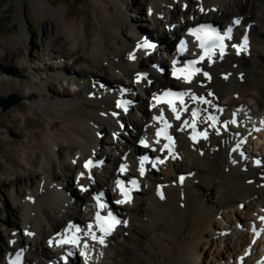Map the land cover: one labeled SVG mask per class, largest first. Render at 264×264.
I'll return each mask as SVG.
<instances>
[{"label":"bare ground","instance_id":"obj_1","mask_svg":"<svg viewBox=\"0 0 264 264\" xmlns=\"http://www.w3.org/2000/svg\"><path fill=\"white\" fill-rule=\"evenodd\" d=\"M125 1L126 0H115L114 3L116 2V4L119 5L120 2L123 3ZM147 1L150 2V0H146V2ZM172 1L173 0H152L151 6L149 7L150 9L147 12H150V17H148L149 19L147 18L151 25L150 30H143L137 27L129 29L133 36V40L131 39L126 46H120L118 41V30L121 26L126 24V20L122 19L125 15L117 5L115 14H108L109 17L100 21L98 27L89 21L84 23L83 33L85 34V39L82 41V44L79 42L80 39H78L79 35L76 32L75 24L66 21V15H62L61 31L66 35L70 46H77L75 48L77 52L84 51L87 53V56L92 61V63H90L94 73L108 75L114 83L122 80V77L125 78L127 82H130L129 85H135L141 92L146 94L149 104L146 106L143 105V107L141 105L142 103H134L137 111L141 114L142 120L139 121L131 115V110H129L131 105L126 102L125 99L127 98L121 93L118 85L115 84L110 86L98 80L100 82L99 87L96 86V88L93 89L96 84V78L93 79V75L90 72L91 68L89 72L88 70H84L85 72L83 75L79 72L80 75L76 77L66 76L64 72L61 73L57 71L55 75L57 78L61 79L68 77L67 80L70 81V86H74L72 93L75 96L73 99L76 103L70 101L68 103L57 102L59 103L57 106L60 107V110L63 109V117L61 119L64 123L63 125H65L61 127V129L59 127L60 130H58L61 133L60 136L62 139L70 146L65 148L69 150L67 151L69 152L68 156L74 157V155H78L77 161L80 166H78L79 168L77 170H79V173H84V177L77 179V186L83 185V188L86 189L85 193L87 196L83 199L79 194L77 195V193L74 192L75 195H77V199H73L68 194L70 187L67 182H64L60 176L53 173V169L56 168V165L59 166L57 167L60 171L67 173L66 175L64 174L65 176L72 172V165L66 164L61 159L62 150L58 147H61V144H59L61 141L56 139L57 137L48 135L46 137L44 134L46 128L49 127L51 131L57 128L59 123L57 121H51L47 124V127L46 121H36L30 124V119L26 116L25 120L28 124L20 127L17 125V120H13L12 123L17 134H20V130L26 129L29 133L27 141L35 140L39 143V151L43 154L41 160L44 179L42 180L43 182L40 183L41 186L38 185L37 187L30 188L27 196L22 192V189L18 192L21 201H17V209L24 218L23 231L31 233V236L24 238V242L27 243V240L30 239V244H28V247H25V244L21 242L22 239L20 240L18 237L20 242L17 248L8 246H5L4 249L0 248V257L5 259L3 264H12L13 257H16L17 261L22 264H45L46 260H48L49 252L47 246L51 245L56 239L52 238L53 234L58 236L64 229L72 225H77V217L81 214L79 209L82 208L86 213L90 209L92 212L96 211V206L91 201L92 199H89L90 195L93 197V192L97 191L99 194H102V196H105L106 201H109V194H106L103 189L105 185L98 183V177L94 168L96 166H102L101 168L105 169L106 164L114 166L112 171L104 170L106 174V184H109L115 182L116 178L119 176V173L116 174L115 171L124 165V163L122 161H116L114 154L110 155L109 158L107 157L108 155H101L99 157L97 154V135L99 129H101L99 125H110L109 127L113 132V136H115L116 130L118 129L117 131H119L120 129L119 126L121 122L119 123V120L115 119L113 114L116 109L123 110L129 114V122H131V126L138 137L137 142H139L141 138H147L149 136V128L153 126V118L158 112L163 111V109L156 108L151 104V98L156 92L169 86L172 88H180L188 95L190 100L185 105L186 111L173 110L169 111L168 114L175 116V119L172 121L171 130L177 135V138L180 136L179 138L188 142L187 151L191 150L197 153L196 157H191L195 165L192 168L194 171V173L192 172L193 176L196 178L198 177L202 183H205L203 186L205 194L211 189L212 185L220 190L222 200L218 204V207L221 205L231 207L234 202H237L236 205L239 206L240 203L247 202L251 197H256L258 199H256V203L259 204L262 215H259L258 223L254 224L251 229L264 232V222H262L264 219V149L248 151L241 148L239 141L250 127L249 124H245V120H249L245 117L249 118L251 116L250 120L256 118H253L255 114L247 109V105H245L244 102H238L239 100L234 101V98L231 99L235 97V94L232 93L238 92L239 88L256 92V99L252 95L251 96L258 101L257 103H259V99L264 95V33L256 27V24L258 26H261V24L264 26V0H200L199 3L192 2V0H178L182 4H186V6H184V11L181 12V17L184 15V19L178 21L175 18V11L168 10L167 12L170 18L167 29H160L162 22L158 18V15L161 14L167 6L173 5ZM37 3L41 8L42 4L39 2ZM162 5L163 7L166 5L165 8H162ZM209 8L222 9L220 12L217 10L219 19L221 20L220 22L222 23L232 24L235 20L239 21V25H235L234 27L237 31H235L233 39L239 41L242 34L246 32L248 44L244 46V49L239 54L235 52L234 46L232 45L229 52L222 59H213L210 63H200L197 74L188 84H185L183 79L171 81L167 78L164 71L158 72L156 70L157 67L167 68L168 66L160 55L158 58L153 52L155 50H160L161 52L170 51L175 53L176 51L173 46L177 43L176 39L183 36L184 31L190 26L191 22H195L197 19L198 22H203L200 21V17H202ZM47 10L53 13L57 12L50 7H48ZM173 24H177V28L174 27ZM135 29H138L137 31L139 32L136 33ZM143 37L146 39H143ZM23 38H25L23 39V43H25L26 37ZM14 39L15 40L7 39L6 41L10 42L11 45L14 41H16L15 45L21 43L19 42L21 37H18V39L15 37ZM115 39L117 40L115 41ZM148 40L155 42L156 46L153 49L143 46ZM58 41H60V39ZM117 42L118 45H116ZM23 43H21L23 54L21 51L17 52L15 55L18 57L22 54L20 62V68L22 69L27 67V58L24 56L26 50L23 47ZM109 44L115 46L116 51L108 50ZM0 49L4 52L3 54H6L3 48ZM45 51L46 53L41 56V58L42 61L44 60L49 63H44V67L46 66L48 70L52 69L53 66H55L56 69L59 67L65 68V65H63L65 64L64 62L60 65H51L53 61L60 60L61 62L62 60L54 55L51 49L48 50L46 48ZM249 51L254 53L259 61L262 59V61L258 63L257 69L250 68L247 70L243 67L245 65L243 62H245V57ZM144 55L145 60L143 62L140 56ZM8 57L9 54H6L4 58L0 60V65L5 64L4 60ZM76 60L80 62V64L84 61L82 58H76ZM71 63L74 64L75 60ZM103 63H105V65ZM140 63L143 64V66L149 64L150 67H145L147 70H143L140 67ZM70 66H72V64ZM86 68L88 69V67ZM38 69L39 68L34 69V72ZM45 72L46 75H49V71ZM260 81L262 82L259 85ZM121 82L122 81H119V83ZM8 92L20 96L25 95L24 93H20L16 85H11L7 89H0V96L6 97ZM244 93L245 92L241 94ZM42 94V92L39 93L40 96H43ZM95 94H97L98 97L95 96ZM230 94L233 96L228 98L227 96ZM193 96H197L198 100L194 101L192 98ZM239 96L241 97V95ZM249 96H247V98ZM226 97V105L218 104L219 106L217 110H215L214 104H217L220 100H225ZM242 97L245 98L246 95ZM260 101H262V99ZM261 103L262 102H260V104ZM20 109L30 111L34 116H37V113L31 109V106L22 105ZM194 111L197 112L196 117L193 115ZM218 111H222L224 116H217ZM197 115L199 117H197ZM225 121H227V124H222L226 123ZM34 128H39V131H35ZM193 129H198L202 134L201 140H204L208 144L206 149L201 145L202 142L200 143L193 138L191 134ZM57 141H59V143ZM109 142L113 144V141ZM178 142L177 140L176 146ZM17 143L20 142L5 141L6 145H14ZM110 147L113 152L118 149L117 153L120 157L127 156V162H130L139 152L138 147H133L132 142L127 141L124 146H119L120 149L115 146ZM232 148L235 150L234 153H231V150H233ZM184 151L185 149L183 151L176 149L174 156L185 155L186 152ZM231 155H236L235 159H232ZM5 158L8 161L16 162L17 165L20 164L19 161H16V155L14 153H12V155L5 153ZM256 162H259V164L256 165ZM87 163H90L91 169L85 166ZM143 168L149 172L153 180L158 179L157 176L153 175L150 167L143 165ZM125 170L128 171L127 168H124L122 171L125 172ZM77 176H79V174H77L76 177ZM146 180L147 177L143 179V181ZM157 183H159V181H157ZM163 183H159L164 187L162 194L158 196L155 191L154 194L151 195L150 207L154 212V217L160 216L165 220L167 224L166 230L172 236L179 235L184 231L186 232V234L184 233V237L192 235L196 237L197 240V236H200L201 230L203 231L204 228L206 229L209 227L211 218L215 217V211H212L210 207L207 208L203 204L201 205V201L192 198L191 190H197L198 184L196 182L186 180L183 185H179L178 183H166L164 186ZM91 185H94V188ZM128 206L129 205L126 204L125 206L119 207L122 209ZM86 213L84 214L85 216ZM116 213L117 216L123 220L122 225L114 232L104 235L105 241L103 243L96 244L88 240L87 237H83L82 246L85 250L83 260L85 264H92L88 261V255L93 250L100 252L103 247L106 246L107 248V240L111 239L113 234L119 231V229L122 230V235L124 236L123 233H125L126 229L123 225L126 223L125 217H123V212L121 210ZM187 240L188 238L186 241ZM152 242H157L156 237L152 238ZM175 247H177L178 250L181 248V246ZM254 247L255 246L247 245L245 248L249 249L250 253H253L255 252ZM262 247H264V241L260 245V250ZM106 248L104 249L105 251ZM255 254L258 253L255 252ZM59 255L58 253L50 257L51 259L49 261L61 264L59 262ZM162 255L164 254L162 253ZM166 259L168 258L166 257ZM236 259V263L238 260H242L239 255L236 256ZM8 260H11V262L7 263ZM67 260V264H75V258L73 259L72 256H67ZM246 264H251V261H246Z\"/></svg>","mask_w":264,"mask_h":264},{"label":"rangeland","instance_id":"obj_2","mask_svg":"<svg viewBox=\"0 0 264 264\" xmlns=\"http://www.w3.org/2000/svg\"><path fill=\"white\" fill-rule=\"evenodd\" d=\"M114 1L115 0H0V48H3L7 55L9 54V57L4 60L5 64L0 65V89H7L11 85H16L20 93L25 94L24 96L17 95L21 97V101L10 110L1 112L0 109V248L4 249L5 246L17 248L21 239V242L25 244V247H28V244H30V239L27 240V243L24 242V238L31 236V233L23 231L24 218L17 209V201H21L18 192L22 189V192L27 196L29 194V189L37 187L38 185L41 186L40 183L43 182L42 180L44 179L41 160L43 154L39 151V143L35 140L27 141L29 133L26 129L20 130V134H17L12 123L13 120H17V125L20 127L28 124L25 120L26 116L29 117L30 124L36 121H46L47 127V124L51 121H57L59 123L58 127L51 131L49 127L46 128L44 134L46 137L47 135L57 137L56 139L61 141L60 143L57 141L61 144V147L58 146L59 149L62 150L61 154L63 157L61 155V159L66 164L72 165V172L65 176L67 173L60 171L58 168L59 166L56 165V168L53 169V173L60 176L64 182H67L70 187L68 194L73 199H77L78 194L83 199L87 196V194L82 193L77 186V179L82 178V173H79V170H77L79 168L78 166H80L77 161L78 155H74L75 158L72 156L70 157V155L68 156L69 152L67 151L69 150H66L65 148L69 145L62 139L60 136L61 133L59 132L61 127H64L65 125H63L64 123L61 119L63 117V109L60 110V107H58L57 104L62 102L68 103L69 101L76 103L73 99L75 96L72 93L74 86H70L71 83L67 80L68 77L61 79L57 78L55 76L57 71H60L61 73L64 72L66 76L76 77L80 75V73L83 75L87 70L89 72V69L91 68L90 72L93 75V79L96 78V84L93 89H95L96 86L99 87V81H103L110 86L115 84L118 85L121 93L127 98L125 99L126 102L131 105L129 108V110H131V115L139 121L142 120L141 114L137 111L134 103H142V106L148 105L149 100L146 94L141 92L135 85H129L130 82H127L123 77L122 80H119L122 82L119 83L118 81L117 84L114 83L108 75L95 74L91 66L92 61L87 56V53L84 51L77 52L75 50L77 46H70L66 35L61 31L62 15L65 14V20L75 24L76 32L79 35L78 39H80L79 42L82 44V41L85 39V34L83 33L84 23L89 21L98 27L100 21L109 17L110 14H115L117 4L116 2L114 3ZM37 2L42 4L41 8ZM147 2L146 0H126L117 5L125 15L122 19L126 20V24L121 26L118 30V41L120 46H126L131 39L133 40V36L129 29L137 27L143 30H150L151 25L148 22L150 12H147L150 9L149 7L151 6L152 0L148 3ZM192 2L199 3L200 0H192ZM172 3L173 5L169 7L167 6L168 8H165L166 5H164V7L162 5V8H165V10L158 15V18L162 22L160 29H167V24L170 18V15L167 12L168 10L175 11V18L178 21L184 19V15L181 17V12L184 11V6H186V4L183 3V5L178 0H173ZM48 7L57 12L53 13L48 11ZM217 10L220 12L222 9H207L206 13L200 17V21L220 22L221 20L219 19V13H217ZM197 22L198 19L195 22H191L190 25ZM173 25L174 27L177 26V24ZM256 27L264 33V26L262 24L261 26L256 24ZM135 30L136 33L139 32L137 31L138 29ZM15 37H17V39L18 37H21V40H19L21 43H23V39H25L23 37H26V42L23 43V47L26 50L24 56L27 58V67L24 69L20 68L21 55L23 54L21 43L15 45L16 41H14L11 45L10 42L6 41L7 39L15 40ZM59 39L60 41H58ZM116 40L117 39H115V41ZM116 45H118V42ZM46 48L48 50L51 49V52L62 60L61 62L60 60L53 61L51 65H60L64 62L65 64L63 65H65V68L59 67L56 69L55 66H53L52 69L48 70L46 66L44 67V63H49L44 60L42 61L41 58V56L46 53ZM108 50L116 51L115 46H112V44L108 45ZM21 51L22 54L16 57L15 55L17 52ZM160 52V50H155L153 53L159 58ZM3 53L4 52L0 49V60L6 55ZM254 55V53L249 51L245 57V62H243L245 65L243 67L247 70L250 68L257 69L258 63L262 61V59L259 61L256 55ZM144 56L141 58V61L143 60V62L145 60ZM76 58H82L84 61L80 64V62H77ZM73 60H75L74 64L71 63ZM70 63L72 66H70ZM103 64L105 65V63ZM86 67H88V69ZM140 67L143 70H147L145 67H150V65L145 64L143 66V64H141ZM36 68L39 69L34 72V69ZM45 71H49V75H46ZM165 75H167V72ZM261 82L262 81H260L259 85ZM247 90L248 89L243 90V88H239L238 92L232 93L235 94V97H232V94L227 96L228 98L232 97L231 99L234 98V101L239 100L238 102H244L245 105H247V109L255 114L253 118L256 119L254 120H250L251 116L246 118L249 120H245V124H249L250 127L243 135V138H241L242 141H240L239 144L243 150H263L264 95L261 97L262 101L259 99V103H257L258 101L255 100L257 93ZM240 91L241 93H245L241 94ZM40 92L43 93V96L39 95ZM9 94L10 92L7 93V96ZM239 95H241V97ZM243 95H246V99L242 97ZM95 96L98 97L97 94H95ZM247 96L249 97L247 98ZM227 97L225 100H220L217 104H214V109L217 110L219 106L218 104L226 105ZM260 102L262 103L260 104ZM22 105L31 106V109L37 113V116H34L30 111L21 110L20 107ZM114 113L113 117L118 119L119 123L121 122L119 126L120 129L119 131H117V129L116 133L114 132L115 136H113V132L109 127L110 125H99V128L101 129H99L97 135L96 150H98L97 154L99 157L101 155H108L107 157L109 158L110 155L114 154L116 161L124 162V157H120L117 153L118 149L113 152L111 151L110 146L119 148V146H124L127 141L132 142L133 147H137L138 137L131 126V122H129L128 112L116 109ZM217 114V116H224L222 111H218ZM225 122L226 123L222 124L226 125L227 121ZM34 129L35 131H39V128ZM179 137L177 138L179 141L177 144V150L183 151L185 149V155L174 156V159H169L163 167L157 166L153 175L157 176L158 179L153 180L152 176L149 175L146 181L139 180L141 186L139 194L136 195L135 200L128 207L121 209L126 221V223L123 224L126 228L125 233H123L124 236L122 235V230L119 229V231L113 234L111 239L107 240V248L106 246L103 247L100 252L93 250L88 255V261L90 263L235 264L237 261L236 256L239 255L242 260H238L236 264H246V261H250L249 256L251 253H249V249L245 247L247 245H252L255 246V252L259 251L260 245L264 241V232L251 229L254 224L258 223L259 215H262L259 209V204L256 203L258 199L256 197H251L247 202L240 203L241 205L239 204V206L236 205L237 202H234L231 207L222 205L218 207V204L222 200L220 190L212 185L211 189L205 194L203 188L205 183H202L198 177L196 178L193 176L194 171L192 168L195 165L193 164L191 157H196L197 153H194L191 150L187 151L188 142ZM5 141H17L20 143L6 145ZM109 141H113L114 145ZM198 141L200 143L202 142L201 145L203 148H207L208 144L204 140ZM232 149L231 153H234L235 150L234 148ZM5 153L8 155L14 153L16 155V161H19L20 164L17 165L16 162L8 161L5 158ZM231 156L232 159H235L236 155ZM147 167H149V164ZM112 169L113 167L111 168V165L106 164L105 169L95 167L94 170L98 177V183L105 185L103 189L106 194L111 193L112 185L111 183L106 184V174L104 170L112 171ZM77 174H79L80 177H76ZM186 180H191L198 184L196 188L197 190H191L192 198L201 201V205L203 204L207 208L210 207L212 211H215V217L211 218L209 227L206 229L204 228V232L201 230V234L200 236H197V240L196 237L192 235L184 237L186 234L184 231L179 235L172 236L166 230L167 224L165 220L160 216L154 217V212L150 207L151 195H153L157 187L161 185L159 183L164 182L163 186L166 183H178L179 185H183ZM157 181H159V183H157ZM91 186L94 187L93 185ZM74 192L77 193V195H75ZM95 193L97 194L98 192L96 191ZM180 193L182 194L181 190ZM92 195L94 196V194ZM90 198L92 199L91 195L89 196V199ZM112 199L113 198H110L109 200ZM79 210L81 214L77 217V223L80 224L87 216L84 215V212L86 211H83L82 208ZM122 221L123 220L121 219V222ZM54 237L55 235L53 234L52 238ZM154 237H156L157 242H152V238ZM187 238L188 240L186 241ZM175 246H181V248L178 250ZM105 248L106 251L104 250ZM162 253L164 255H162ZM166 257L168 259H166ZM4 262L5 259L0 257V264H3ZM75 264H85V262L83 258L77 261L75 259Z\"/></svg>","mask_w":264,"mask_h":264},{"label":"water","instance_id":"obj_3","mask_svg":"<svg viewBox=\"0 0 264 264\" xmlns=\"http://www.w3.org/2000/svg\"><path fill=\"white\" fill-rule=\"evenodd\" d=\"M21 101V97L15 94H9L6 97L0 96V109L1 112H6L12 107L16 106Z\"/></svg>","mask_w":264,"mask_h":264},{"label":"snow or ice","instance_id":"obj_4","mask_svg":"<svg viewBox=\"0 0 264 264\" xmlns=\"http://www.w3.org/2000/svg\"><path fill=\"white\" fill-rule=\"evenodd\" d=\"M149 46H150V45H149ZM86 166H87V165H86ZM133 183H135V182L133 181ZM116 223H119V221H116ZM100 242L103 243V240H101Z\"/></svg>","mask_w":264,"mask_h":264}]
</instances>
